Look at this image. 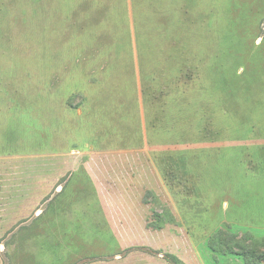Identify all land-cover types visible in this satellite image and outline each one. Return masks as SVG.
Wrapping results in <instances>:
<instances>
[{
	"label": "rangeland",
	"instance_id": "obj_1",
	"mask_svg": "<svg viewBox=\"0 0 264 264\" xmlns=\"http://www.w3.org/2000/svg\"><path fill=\"white\" fill-rule=\"evenodd\" d=\"M237 252L264 254V0H0V264Z\"/></svg>",
	"mask_w": 264,
	"mask_h": 264
},
{
	"label": "crops",
	"instance_id": "obj_2",
	"mask_svg": "<svg viewBox=\"0 0 264 264\" xmlns=\"http://www.w3.org/2000/svg\"><path fill=\"white\" fill-rule=\"evenodd\" d=\"M253 189V188H252ZM244 191H248V188H246ZM225 205H228L227 203H225ZM252 223V224H250L249 225V223ZM241 223H243V222H241ZM241 223H239V225L240 226H243L244 228H246V229H249V231H255V229H253V228H251V227H256V228H259L260 229V225H256V224H254V222L253 221H249V223L248 224H241ZM247 225V226H246ZM248 226H250V228L248 227ZM232 255H234V256H231V257H229V258H226L225 259V262H227V261H230V262H237L238 264H242V261H241V257H239V256H237V254H232ZM264 264V263H263Z\"/></svg>",
	"mask_w": 264,
	"mask_h": 264
},
{
	"label": "trees",
	"instance_id": "obj_3",
	"mask_svg": "<svg viewBox=\"0 0 264 264\" xmlns=\"http://www.w3.org/2000/svg\"><path fill=\"white\" fill-rule=\"evenodd\" d=\"M238 253V252H237ZM240 256L244 257L245 262L247 264H263L264 263V254L262 253L260 256H258V259L255 260V256L252 252H245V253H238ZM253 256V257H252Z\"/></svg>",
	"mask_w": 264,
	"mask_h": 264
}]
</instances>
